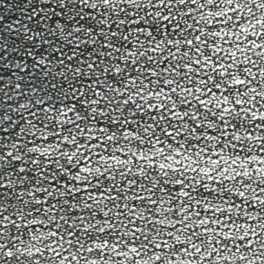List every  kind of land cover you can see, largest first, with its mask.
<instances>
[{
	"label": "snow or ice",
	"instance_id": "obj_1",
	"mask_svg": "<svg viewBox=\"0 0 264 264\" xmlns=\"http://www.w3.org/2000/svg\"><path fill=\"white\" fill-rule=\"evenodd\" d=\"M0 28V264H264V0H0Z\"/></svg>",
	"mask_w": 264,
	"mask_h": 264
},
{
	"label": "bare ground",
	"instance_id": "obj_2",
	"mask_svg": "<svg viewBox=\"0 0 264 264\" xmlns=\"http://www.w3.org/2000/svg\"><path fill=\"white\" fill-rule=\"evenodd\" d=\"M6 3L8 4H12L13 3V0H5ZM0 31H2V28H0ZM5 39H9V37L7 35H5L4 37ZM4 55H7V53H4Z\"/></svg>",
	"mask_w": 264,
	"mask_h": 264
}]
</instances>
